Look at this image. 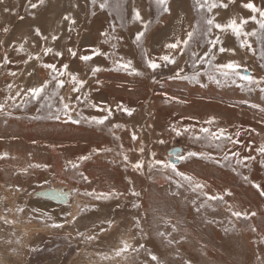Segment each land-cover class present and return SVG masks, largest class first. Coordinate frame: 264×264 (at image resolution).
Here are the masks:
<instances>
[{"label":"rangeland","instance_id":"rangeland-1","mask_svg":"<svg viewBox=\"0 0 264 264\" xmlns=\"http://www.w3.org/2000/svg\"><path fill=\"white\" fill-rule=\"evenodd\" d=\"M246 2L248 0H235L226 9H214L213 14L220 23H227L232 18L239 21L240 17L253 15L242 7ZM252 2L264 7V0ZM5 7L10 11L5 12ZM134 8L140 9L145 20L153 21L143 38V48L149 58L156 60L169 54L166 43L172 42L176 36H183L199 19L194 0H171V14L160 16L158 23L154 0H127L123 27L115 13L110 15L97 9L96 15L92 16L90 0H46L44 6L36 9L30 7L28 0H4L0 3V64L4 63L2 57L5 55L11 61L0 67V102L9 95L8 84L13 85L11 92L14 94L18 88L27 89L48 79L50 70L42 68L41 62L56 63L58 67L68 63L70 71L78 72L80 79L87 80L82 92L88 95V100H84L80 93H71L68 84L60 89L61 95L73 97L76 109L73 116L79 119L77 113L84 117L107 114L89 106L90 102L112 109V115L104 125L83 120L74 124L66 122L63 116L60 120L48 118L49 110L40 107L43 101L26 102L22 94L16 98L20 107H6L5 113L11 112V115L0 113V155L8 153V157L0 159V217L14 222L5 223L0 219V264H145L150 260L148 251L158 255L163 264H187L188 261L191 264H261V258H264V196L252 186V182L264 187V166L255 152V148L264 143V113L261 112L264 94L258 90L249 93L235 84L217 86L204 75L201 83H206L207 87L188 80L169 79L180 67L185 69L182 75H190L194 71L188 53L178 57L176 65L162 66L153 72L147 67L142 49L133 43L136 32L142 28L139 22H131ZM69 13L77 20L71 32L68 31L69 22L63 20V16ZM112 22L116 23L115 35L122 39L104 43L102 33L111 31ZM36 27L44 35H59V39L54 42L42 40L35 35ZM4 28L8 31L4 32ZM254 28L258 25L252 21L245 25L246 31ZM214 34L222 36L225 47L237 50L235 56L216 52L215 62L236 59L248 68L251 75L264 76V69L259 67L264 61L259 59L260 44L255 37L249 38L257 49L253 56L239 48V41L230 30L219 33L214 29ZM25 40V50L20 51L19 45ZM113 43L117 44L115 49ZM45 46L63 52V57H56L54 53L43 55ZM93 47L100 48L107 55L95 56L89 62L78 58L80 54H90ZM207 47L204 41L199 46L194 45L201 54ZM68 48L77 50L76 58L67 52ZM30 54H39L41 61L25 63ZM121 57L125 61L132 60L133 67L144 75L110 70L114 61ZM96 65L104 70L93 77L91 68ZM33 69V75L28 76L27 73ZM200 70H209L208 65H203ZM12 72L17 75L12 76ZM52 90L50 85L47 91L51 93ZM76 95H81L82 102L75 100ZM167 97H176L177 100L168 101ZM11 103L9 101V105ZM52 103L54 111L59 104L55 99ZM117 105L134 108L135 112L129 116L118 110ZM38 115L44 118L32 119ZM210 117H216L217 123L211 126L204 124ZM115 124L122 127L114 128ZM173 124L194 127L196 134H200L201 126L213 130L223 127L231 133L240 130L241 143L227 147L239 151L242 157L254 155L256 160L246 161L247 167L236 165L235 160L226 166L199 157L179 160L175 163L179 171L194 176L207 187L193 191L185 185L178 189L175 181L180 178L170 170H149L153 152L157 159L162 160L170 159L169 150L177 146L183 149V155L189 151L208 152L222 159V153L214 146L210 147L207 141H194L192 133L176 136L170 130ZM133 132L138 136L135 141L132 140ZM160 140L165 143H160ZM141 146L145 149L143 153L139 152ZM101 148L113 151L93 154L91 159L80 164L79 170H73L68 164L70 160L76 161L79 156ZM117 152L128 155L127 167ZM138 160L145 162L142 171L131 166ZM29 164L50 167L29 168L27 173L22 172L21 169ZM234 167L236 172L232 170ZM80 172L89 177L90 184L80 178ZM245 175L249 181L243 179ZM56 185H64L71 191L69 202L60 204L33 196L38 190ZM132 188L140 193L139 197L131 194ZM93 189L101 192L115 189L124 195L100 201L82 195L84 191ZM225 190L233 193L232 196L225 195L227 203L207 201L203 195V192L223 194ZM176 192L179 195L174 196ZM133 204L141 206L135 208ZM200 204H205V207L197 213L195 206ZM85 205L89 206L88 211L75 223L65 222L71 219L68 212L76 215L79 207ZM228 205H233L234 210L256 211L257 216L250 221L236 220ZM19 207L24 208L23 213L16 211ZM33 209L40 212L34 213ZM43 212L49 213L64 227L53 228L49 226L52 221L33 218ZM109 219L114 221L111 227L103 223ZM136 219H140L143 232L135 226ZM172 225H176V231ZM250 225H255L257 231H251ZM101 227L108 230L100 232ZM77 231L97 234L98 238L85 242ZM162 232L171 235L166 238L159 235ZM168 239L173 242L169 244ZM123 240L136 246L144 244L146 250L141 249L138 255L130 253L128 260L122 257L105 259V256L113 255V250L120 247Z\"/></svg>","mask_w":264,"mask_h":264},{"label":"snow or ice","instance_id":"snow-or-ice-1","mask_svg":"<svg viewBox=\"0 0 264 264\" xmlns=\"http://www.w3.org/2000/svg\"><path fill=\"white\" fill-rule=\"evenodd\" d=\"M4 0H0V3H3ZM28 3L32 9H36L38 7L44 6L46 4V0H28ZM171 0H154L155 7L157 9V20L159 22V17L163 16L164 14H171L170 8ZM235 3V0H228L227 3H224V0H194V7L197 9V13L199 19L197 20L195 26L190 25V30H187L183 36H176L172 42L166 43L165 48L169 50V54H165L160 56L158 60L149 58L147 56V50L143 48V38L145 37L146 32L149 30L150 25L153 23L152 20H145V18L141 15V11L139 8H134L131 22L136 23L139 22L142 25L141 30L137 31L133 40L138 47L142 49V52L145 56V62L147 67L155 72L157 69L161 68L162 66L166 67L168 65H176L177 58L180 56H184L186 53L189 54V59L191 60V67L194 70L190 75L183 74L185 73V69L183 67L178 68V70L169 77V79L175 80H188L190 82H195L199 84L201 87H207L206 83H201V76H207L210 82L215 83L217 86H220L222 83H229L235 84L241 90H247L249 93L253 91H259L260 94H264V76L256 77L248 73V68L239 60L230 59L226 62H215L217 60L216 52L224 54V53H231L233 56L237 54V50L235 48H227L224 46V40L220 34H214V29L219 30V33H225L227 31H231V33L237 38L239 41V48L246 50V52H251L253 56L257 54V49L253 47V44L250 42V37H255L256 40L260 44L259 48V59L264 61V7H258L252 0H248V2L243 3L242 7L245 9L250 10L253 15L243 18L240 17L239 21L237 18L230 19L227 23H220L216 20V14H213V10L217 8H228L229 4ZM127 4V0H90L91 5V15L95 16L97 9L101 11H107L110 15L115 13L116 17L120 20V26L123 27L124 23V16L123 13L126 10L125 6ZM78 7V5H77ZM5 12H9L10 9L5 7ZM64 21H68V31L71 32L74 30V26L77 25V20L71 15V13L63 16ZM252 21L255 25H258V28H254L251 31L245 30V25ZM183 23V21H180ZM111 31H104L102 35L105 37L104 43H108L110 40L119 41L122 37L115 35L116 30V23L112 22L110 24ZM4 32L8 31V28L3 29ZM35 35L40 37L44 41H48L51 39L53 42L59 39V35L51 34L44 35L39 27L34 29ZM204 41L207 44V48L201 54L194 49L195 46H199L201 42ZM27 43V40L24 43H20L19 50L24 51V44ZM112 47L115 49L117 47L116 43L112 44ZM215 50V51H213ZM43 55L53 54L56 57H63L64 53L61 51H54L53 47L45 46L42 49ZM67 52L73 57L76 58L78 55L77 50L73 48H68ZM90 54H80L79 59L83 62L92 61L95 56H106L107 53H104L98 47H93L89 50ZM4 63L0 64V67H4L7 64H10L11 61L9 60L8 56L5 55L2 57ZM36 60L41 61V56L37 55H29L28 61ZM207 64L208 69L207 71L201 72V68L203 65ZM41 67L50 70V76L48 79L42 81L39 85L28 87L27 89H17V91L12 94L11 90L13 89L12 84H8L9 95H7L4 102H0V113H5L6 107H20V104L16 103V98L23 94L26 102H41L40 107H46L49 110L48 118L60 120L61 117L66 118V122L70 121L74 124H79L82 120L96 125H104L106 121H108L109 117L112 115V109L110 106L105 105L101 107L94 102H90L89 106L93 108H99L101 111L107 113L101 117L91 116V117H84L77 113L79 119L73 116V112L76 109L73 107V97L69 95L65 97L64 95L60 94V89H63L66 84L70 86L71 93H80L83 95L84 100H88V95L82 90L85 88L87 84V80L80 79L78 72H72L69 70V64L63 63L59 67L56 63H44L41 62ZM260 68L264 69V63L259 65ZM99 65L93 66L91 68V75L94 77L97 73L103 71ZM110 70L113 71H123L128 73L129 75H136V76H143L144 73L139 71L137 68L133 67V61L127 60L125 61L122 57L118 60L114 61V67ZM34 69L27 73L28 76H32L34 73ZM12 76H16L17 73L12 72ZM67 77V79H65ZM97 83H102L101 81H97ZM53 86V90L51 93L47 91L49 86ZM81 95H76L75 100L78 102L81 101ZM57 100L59 106H56L54 111V104L52 103L53 100ZM168 101L177 100L176 97H167ZM9 101H11V105H9ZM179 103H186V101H179ZM26 106V105H25ZM256 107H260V105H256ZM118 110H122L127 113L129 116L135 112L134 108L124 107L123 105H117ZM39 111V109H38ZM261 112L264 113V108H261ZM6 115H11V112L5 113ZM42 116H34L32 119H43ZM187 119H193V117H188ZM217 123L216 117H210L204 124L206 125H214ZM114 128H120L122 125L115 124L113 125ZM171 132L175 133L176 136L184 135L185 133H192V138L194 141L199 142L201 140L207 141L210 147H215L219 149L222 153V159H217L211 153L208 152H196V151H189L186 155L177 154V160H187L192 157H199L202 159H211L214 160L215 163L221 164V166H226V164L232 160H235L236 165H243L247 167L246 161H254L256 160V156L248 155V156H241L239 151H233L232 148H228L227 146L231 144L235 147L237 144H240L241 141L239 137L241 136V131L237 130L235 133L229 132L226 128L217 127L213 130L211 127L201 126L199 129L200 134H196L194 127H178L177 125L173 124L170 128ZM251 131L255 132V129ZM114 134V133H113ZM259 134V133H257ZM119 140V137H116ZM138 139V136L135 132L132 133V140L135 141ZM160 143H165L164 140H160ZM54 147V146H53ZM123 148V145H120ZM248 147V146H245ZM144 147L141 146L139 148V152H144ZM249 152L252 149L248 148ZM113 149L111 148H101V149H93L91 153L87 155H81L77 158L76 161H68V164L71 166L73 170H79L80 164L84 161H88L91 159L93 154L99 155L103 152H112ZM255 152L261 157V164L264 166V143H261L258 147L255 148ZM117 155L122 157V162L127 167L129 163V157L126 153L117 152ZM8 157V153H3L0 155V159H5ZM152 161L149 163V170L158 169L164 171H171L176 177L180 179L175 181L177 188H183L185 185L190 187L193 191L196 190H203L207 187L206 184L201 183L197 180L194 176L188 175L185 172L179 171L177 169V165L172 163L171 159L162 160L156 158V153H152ZM222 161L224 163H222ZM135 170L142 171L145 166V162L143 160H138L136 163L131 165ZM49 165H41V164H29L27 168L21 169L22 172L27 173L29 168H48ZM234 172L237 169L234 167L232 169ZM238 175L241 173L237 172ZM80 178L84 181L88 182L89 184L91 181L89 177L84 175L83 172L79 173ZM171 179V176L168 177ZM245 181H249L250 178L248 176H243ZM131 183V181H129ZM252 186L255 187L261 196H264V187L260 184L252 182ZM19 190V189H17ZM79 191V190H77ZM131 194L133 196L139 197L140 193L137 192L134 188L131 189ZM83 196L90 197L93 200L100 201V200H108L111 198H118L119 196L124 195V193L117 192L115 189L107 192L97 191L95 189L91 191H84L82 193ZM173 195H179V192L173 193ZM203 195L207 197V201H220L225 202V195L232 196L233 193L231 190H225L223 194L216 193V194H208L207 192H203ZM67 194L60 193L56 198L58 199H66ZM205 202V204L207 203ZM195 205V201H193ZM205 204H200L195 206V210L197 213L201 211L202 207H205ZM140 204H133V207L139 208ZM79 207V206H78ZM89 206L85 205L84 207H79V212L76 215H73L72 212H68L67 216L71 217V219H67L65 222L68 224H73L82 215L84 212L88 211ZM228 210L231 212V215L236 218V220H244L250 221L252 218L257 216L256 211H247V210H234L233 205H228ZM17 212L23 213L24 208L19 207L16 209ZM34 213L40 212L39 209H33ZM34 219H43L45 221H52V224L49 225L53 228H63V223H57L53 217L47 213L43 212L40 213L39 217H33ZM0 219H4L5 223H14L8 221L5 217H0ZM109 227L114 224V221L109 219L104 221ZM211 223V221H209ZM135 226L143 232V228L140 227V219L135 220ZM233 228L235 225H232ZM251 231H257L255 225H250ZM173 231L177 230L176 225H172ZM107 228H100V232L107 231ZM228 229H226L227 231ZM77 235L82 238L85 242H91L98 238L97 234H86L82 231H77ZM161 236H165L166 238L171 235V233H159ZM173 241L168 239V243L171 244ZM141 249H145L144 244H140L136 246L130 243L127 240H123L121 242V246L113 250L112 256H105V259H115L117 257H122L124 260L129 259L130 253L139 254ZM146 250V249H145ZM148 256L150 260H147L145 264H163L160 260L159 256L155 253L148 251ZM187 264H191V261H188ZM261 264H264V258H261Z\"/></svg>","mask_w":264,"mask_h":264},{"label":"water","instance_id":"water-1","mask_svg":"<svg viewBox=\"0 0 264 264\" xmlns=\"http://www.w3.org/2000/svg\"><path fill=\"white\" fill-rule=\"evenodd\" d=\"M245 74H250V71L248 70V73ZM183 152V149L179 146L174 147L172 149L169 150V154H170V159L172 161V163H178L179 160H177V158H175L177 156V154H181ZM70 190L67 189L64 185H56L50 188H43L41 190H38L36 192L33 193L34 197H42L48 200H51L53 202L56 203H67L69 202V196H70ZM60 193H65L67 194L66 199H58L56 198Z\"/></svg>","mask_w":264,"mask_h":264}]
</instances>
